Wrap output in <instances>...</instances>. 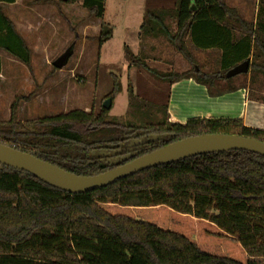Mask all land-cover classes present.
<instances>
[{
    "label": "trees",
    "instance_id": "16d2710c",
    "mask_svg": "<svg viewBox=\"0 0 264 264\" xmlns=\"http://www.w3.org/2000/svg\"><path fill=\"white\" fill-rule=\"evenodd\" d=\"M260 2L256 20L226 0H176L173 8H148L140 38L166 36L193 66L184 73L154 70L127 44L124 56L129 66L168 85L194 78L210 96L235 91L237 76L226 77L231 68L250 60L249 72H264ZM84 6L103 19L105 0H84ZM167 18H175V32ZM112 35L113 27L102 21L99 46ZM0 50L31 67L32 50L2 7ZM192 50L216 51V67L203 70ZM121 91L113 76L108 98ZM128 94L125 116H111L103 107L98 114L74 109L25 121L17 119L22 97H16L10 119L0 120V143L72 173L95 175L189 136L226 133L264 141V130L240 118L172 122L168 98L151 104L130 82ZM0 264H264V155L246 150L197 155L83 193L0 164Z\"/></svg>",
    "mask_w": 264,
    "mask_h": 264
},
{
    "label": "rangeland",
    "instance_id": "374dc122",
    "mask_svg": "<svg viewBox=\"0 0 264 264\" xmlns=\"http://www.w3.org/2000/svg\"><path fill=\"white\" fill-rule=\"evenodd\" d=\"M53 3L55 7L47 10L42 19L44 39L40 43L45 51H38L32 57L26 81L14 89L0 84V120L10 119L11 105L20 96L24 98L20 100L17 112L20 121L74 109L93 110L98 114L112 91L113 76L121 81L122 91L114 98L109 115L125 116L127 113L129 82L135 93L147 102L166 103L169 85L157 81L143 68L129 66L124 56L125 42L115 37L99 46V21L86 9L84 0L70 3L53 0ZM167 3L165 8H173L172 1ZM257 3L258 11L262 10L260 0ZM166 23L175 32V18H167ZM68 50H72V55L67 64L56 70L53 62ZM138 51L149 67L160 72L184 73L193 67L161 33L143 35ZM192 51L203 70L211 71L216 67L215 61L219 56L216 51ZM232 84L246 87L250 98L264 102V72L240 74ZM157 116L162 118L160 113Z\"/></svg>",
    "mask_w": 264,
    "mask_h": 264
},
{
    "label": "crops",
    "instance_id": "0c3cea01",
    "mask_svg": "<svg viewBox=\"0 0 264 264\" xmlns=\"http://www.w3.org/2000/svg\"><path fill=\"white\" fill-rule=\"evenodd\" d=\"M60 1L67 3L65 0ZM168 1H172L173 6L176 3V0H105L104 17L98 19L97 31L100 33L102 21L110 24L113 27L111 39L115 37L121 39L138 54L141 26L146 10L165 7ZM226 2L237 7L246 19H257L258 0ZM53 4V0H0V7L31 48L32 57L38 51L42 53L45 51L40 43L44 39L42 19L47 10L55 7ZM0 56L2 60L0 84L4 83L13 89L20 83L24 84L29 67L4 50H0ZM235 85L237 86L235 91L216 96H210L207 87L194 78H185L169 85L170 121L184 123L191 118L235 117L242 119L248 127L264 130V102L250 98L246 87Z\"/></svg>",
    "mask_w": 264,
    "mask_h": 264
},
{
    "label": "water",
    "instance_id": "95a60500",
    "mask_svg": "<svg viewBox=\"0 0 264 264\" xmlns=\"http://www.w3.org/2000/svg\"><path fill=\"white\" fill-rule=\"evenodd\" d=\"M71 55L72 51H66L53 62V67L61 70L67 64ZM249 70L250 60H245L228 70L226 77L232 78L240 74H247ZM112 102L111 98H107L103 103V107L106 110H111ZM230 150H246L264 155V141L253 137L226 133H204L189 136L95 175L72 173L31 153L0 143V164L31 173L58 189L70 193H83L105 187L118 179L131 176L151 167L197 155Z\"/></svg>",
    "mask_w": 264,
    "mask_h": 264
}]
</instances>
